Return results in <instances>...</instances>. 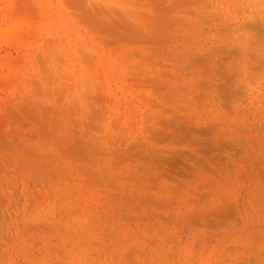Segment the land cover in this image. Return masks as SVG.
Returning a JSON list of instances; mask_svg holds the SVG:
<instances>
[{
    "label": "rangeland",
    "instance_id": "374dc122",
    "mask_svg": "<svg viewBox=\"0 0 264 264\" xmlns=\"http://www.w3.org/2000/svg\"><path fill=\"white\" fill-rule=\"evenodd\" d=\"M0 264H264V0H0Z\"/></svg>",
    "mask_w": 264,
    "mask_h": 264
}]
</instances>
